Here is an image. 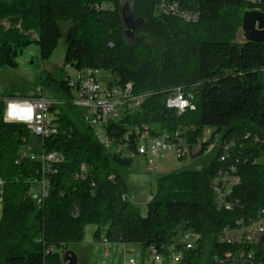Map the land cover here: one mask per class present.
Here are the masks:
<instances>
[{
    "label": "trees",
    "instance_id": "1",
    "mask_svg": "<svg viewBox=\"0 0 264 264\" xmlns=\"http://www.w3.org/2000/svg\"><path fill=\"white\" fill-rule=\"evenodd\" d=\"M166 1L178 2L196 20L163 14L160 0H131L142 26L129 44L121 0H0V68L16 67V57L32 43L48 59L62 36L58 22L68 20L64 66L108 72L109 86L131 83L134 93L146 94L137 109L124 108L104 127L112 145L106 148L97 128L85 124L71 104L70 78L52 79L64 103L50 107L57 132L38 138L43 153L59 156L48 163L22 154L35 135L24 123L5 121L0 100V264H61V254L83 240L86 226H96L97 241L137 244L145 254L152 247L165 256L181 251L179 264H213L216 255L238 247L264 264V235L240 246L218 239L225 226L233 228L264 208V42L236 41L244 12L264 14V0ZM178 87L191 95L194 109L178 114L166 106ZM205 129L210 136L201 140ZM176 131L188 153L198 141L202 153L215 135L219 150L200 169L159 175L142 216L128 199L120 169L133 164L141 133ZM220 174L238 177L227 197L239 202L231 210L216 203L214 180ZM42 181L46 195L36 203L32 192ZM185 231L197 236L190 249L182 242ZM149 264L165 262L152 258Z\"/></svg>",
    "mask_w": 264,
    "mask_h": 264
},
{
    "label": "built area",
    "instance_id": "2",
    "mask_svg": "<svg viewBox=\"0 0 264 264\" xmlns=\"http://www.w3.org/2000/svg\"><path fill=\"white\" fill-rule=\"evenodd\" d=\"M158 10L163 14L177 15L184 20L195 21L197 16L190 12L182 11L179 3L166 0H160ZM111 45V44H109ZM100 70L96 68H86L76 71L75 77L68 82L71 87L72 96L71 104L75 108L81 110V117L85 124L97 128L99 133L104 135V127L112 120L118 117V110L124 108L135 110L145 98L146 94L133 92L132 84L127 83L123 87L116 86H97L95 78L98 77ZM191 95H185L181 89L175 88L166 98L165 104L169 108H174L178 114L185 109H194V104L190 101ZM62 101L49 99L44 97L34 98H12L7 97L3 100V117L4 120L15 119V122L24 123L33 135L43 139L57 132V125L54 122L55 115L50 110L52 105L60 104ZM203 135V134H202ZM105 136V135H104ZM139 141L136 145L138 156L144 157L147 167L151 171L157 170L156 157L163 155L165 151L174 150L178 158L185 157L186 141L180 136L178 131L173 134L166 132L160 133L158 136L149 137L146 133L139 135ZM204 140V139H201ZM198 143H200L198 141ZM106 148L111 146V142L105 137L103 142ZM227 146H223L226 149ZM29 154V153H22ZM31 159H38L43 163L58 161L57 153L45 154L43 151L36 155L30 153ZM226 154L220 155V160H224ZM47 165V164H46ZM84 171V166H81ZM238 183V177L235 175L220 174L214 180V192L217 197V205L227 210L233 209L239 202L237 200L230 201L227 197L231 192V185ZM45 182L41 183V193L46 195ZM32 190V189H31ZM264 235V208H260L256 212L255 217L238 219L235 227L225 226L218 237L220 242L230 245L253 244ZM197 236L192 231H185L182 235V242L185 249L193 247ZM104 243L105 240H103ZM150 252L155 263L170 260L171 264H179L182 258L181 251L171 252L167 256L158 254L155 248H150ZM61 264H65L61 262ZM129 264H134V259L130 258ZM213 264H263L260 260L256 261L252 251L238 247L234 251L226 252L223 256H215Z\"/></svg>",
    "mask_w": 264,
    "mask_h": 264
},
{
    "label": "rangeland",
    "instance_id": "3",
    "mask_svg": "<svg viewBox=\"0 0 264 264\" xmlns=\"http://www.w3.org/2000/svg\"><path fill=\"white\" fill-rule=\"evenodd\" d=\"M130 4L131 0H121L120 7H125V14L129 13L131 9ZM102 6L106 8L112 7L111 4H103ZM58 24L62 36L48 59H41L38 46L32 43L18 54L16 67L0 68V100H4L7 97H44L60 101L58 98L61 97V92L56 91L54 88L55 82L52 79L55 81H61L67 77L73 79L76 71L69 66L63 65L66 48L64 36L70 26V22L68 20L59 21ZM140 25L141 23H138V27L134 32L129 31L124 34L127 43L132 44L141 36V33L137 31ZM244 40L245 34L240 29L237 33L236 41L243 42ZM148 42L161 48V45L153 40H148ZM98 78L102 86H108L113 76L100 70ZM63 103L64 101L57 105H62ZM76 110L81 115V110L79 108H76ZM117 112L118 116H120L121 109ZM96 132L99 133V130H96ZM210 133L211 130L205 129L201 139H208ZM99 138L102 142L105 141L103 133L99 134ZM220 142V136L215 135L213 141L202 153L198 151L200 143H196L192 145L189 153L183 158H178L174 150L165 151L163 155L154 158L157 163L156 171H151L147 167L144 157L135 155L130 168L120 169L127 183L128 199L138 206L141 215L144 216L146 213L145 202L154 192L155 179L159 175L178 172L183 169H200L208 165L216 157ZM21 152L40 154L42 152L41 141L37 136H33L29 144L21 149ZM40 189L41 187L38 185L32 192V198L36 203L41 197ZM95 229L96 226H86L83 240L80 243H73L68 246V249L75 253L78 264H129L130 258L134 259V264H149L152 262V255L148 251L145 254L137 244L104 243L95 240L93 237ZM165 264H171L170 260L165 261Z\"/></svg>",
    "mask_w": 264,
    "mask_h": 264
},
{
    "label": "water",
    "instance_id": "4",
    "mask_svg": "<svg viewBox=\"0 0 264 264\" xmlns=\"http://www.w3.org/2000/svg\"><path fill=\"white\" fill-rule=\"evenodd\" d=\"M119 12L123 35L129 31L134 32L138 27L139 20L133 17L131 9L129 13L125 14V7H120ZM241 30L245 34V41L255 43L264 42V14L259 10L245 11L242 17ZM62 262L65 264H78L75 253L69 249L63 251Z\"/></svg>",
    "mask_w": 264,
    "mask_h": 264
},
{
    "label": "bare ground",
    "instance_id": "5",
    "mask_svg": "<svg viewBox=\"0 0 264 264\" xmlns=\"http://www.w3.org/2000/svg\"><path fill=\"white\" fill-rule=\"evenodd\" d=\"M95 85L102 86L101 83H100V81H99V78L98 77L95 78ZM186 153H188L187 152V149H186Z\"/></svg>",
    "mask_w": 264,
    "mask_h": 264
},
{
    "label": "crops",
    "instance_id": "6",
    "mask_svg": "<svg viewBox=\"0 0 264 264\" xmlns=\"http://www.w3.org/2000/svg\"><path fill=\"white\" fill-rule=\"evenodd\" d=\"M149 199H150V198H149ZM149 199H148V200H149ZM148 200H147V201H148ZM147 201H146L145 203H147ZM92 230H93V229H92Z\"/></svg>",
    "mask_w": 264,
    "mask_h": 264
}]
</instances>
